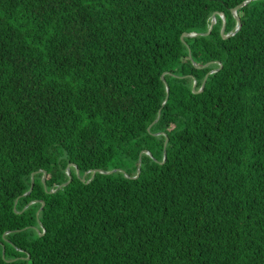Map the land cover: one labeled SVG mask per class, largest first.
I'll list each match as a JSON object with an SVG mask.
<instances>
[{
	"label": "trees",
	"instance_id": "1",
	"mask_svg": "<svg viewBox=\"0 0 264 264\" xmlns=\"http://www.w3.org/2000/svg\"><path fill=\"white\" fill-rule=\"evenodd\" d=\"M244 1L0 0V264H264V0L181 40Z\"/></svg>",
	"mask_w": 264,
	"mask_h": 264
},
{
	"label": "water",
	"instance_id": "2",
	"mask_svg": "<svg viewBox=\"0 0 264 264\" xmlns=\"http://www.w3.org/2000/svg\"><path fill=\"white\" fill-rule=\"evenodd\" d=\"M252 1H255V0H246V1L242 2L241 4L237 5L236 7H234L233 9H231V13H232L233 17L235 18L236 25H235L234 29H233L230 33H228V34H225V33H224V30H225V16H224L223 14H219V13L216 12V13H213V15H212V17H211L210 26H209V29H208V32H207V33H203V34L185 33V34H183V35L181 36V40L183 41V38H185V37H191V38H193V37H197V36H208V35L211 33V31H212V29H213V26H214L215 23H216V15H220V17H221V19H222V28H221V31H220L221 37H222L223 39H228V38L234 36V35L238 32V30L240 29V27H241V22H240V19H239L238 15H237V11H238L239 9H241L242 7L246 6L247 4L251 3ZM206 66H207V65H206ZM206 66H203V67H206ZM196 67H197V66H196ZM218 70H219V69L213 70V71H211L208 75H210V74H212V73H214V72H216V71H218ZM165 74H166V73H163V74H162V76H161V80L163 81V83H164L165 86H166V93H167V95H168V86H167V84H166V82H165V80H164V75H165ZM208 75H207V76H208ZM207 76H206V77H207ZM205 80H206V78L204 79V82H203V84H202V86H201L200 91H202V89H203V87H204ZM195 86H196V82L194 81V82H193V92H196V91H195ZM165 102H166V99H165V101L163 102L162 105H164ZM160 115H161V110L159 111V114H158L157 119H156V120H155V121L149 126L148 131H149V129L152 127V125H154V124L158 121ZM161 134H163V133H156V135H161ZM166 143H167V139L165 140V144H166ZM143 153H144V154H147V155H149V156L151 157L150 152H148V151H142L141 154H143ZM141 154H140V155H141ZM164 158H165V154H164ZM140 166H141V160H140V157H139L138 164H137L136 175L133 176V177H130L126 172H124L123 170H120V169H114V170H111V171L93 170L91 173H92V177H93V176L95 175V173H100V174H105V175H115V174H117L118 172H121V173H123V175H124L126 178H128V179H136V178L139 176L140 171H141ZM74 167H75V166H74ZM69 168H70V165H68L67 168H66V173H67V176H68V181H67L66 183H64V184H62V185H60V186H58V187L56 188V190L59 189V188H61V187H65V186H67V185L71 182L72 176H71V174H70ZM75 171H76V176H77L78 178H80L79 169H78L77 167H75ZM40 172L42 173V182L44 183V180H45V178H46V172H45V171H40ZM87 173H89V172H86V173L84 174V176H85ZM33 176H34V174H32V181H31V185H30V190H29L25 195H28V194L31 192L32 188H33ZM84 176L81 177V180H83ZM44 187H45V186H44ZM56 190H51L50 193H53V192H55ZM33 203H34V201L31 202L30 204H33ZM30 204H29V205H30ZM42 205H43V204H42ZM40 210H41V209H40ZM40 210L37 211L36 216H38ZM40 235H43V234H40Z\"/></svg>",
	"mask_w": 264,
	"mask_h": 264
}]
</instances>
